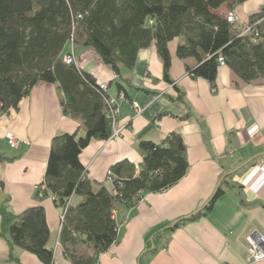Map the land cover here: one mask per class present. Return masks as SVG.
Listing matches in <instances>:
<instances>
[{
	"label": "crops",
	"instance_id": "crops-1",
	"mask_svg": "<svg viewBox=\"0 0 264 264\" xmlns=\"http://www.w3.org/2000/svg\"><path fill=\"white\" fill-rule=\"evenodd\" d=\"M262 10L264 0H246L232 10L223 5L214 14L225 18L232 13L235 23L246 27L249 18ZM181 42L183 39L177 38L168 44L170 82L163 79L162 62L154 45L140 50L133 70L121 76L115 75L93 48L70 42L64 48L63 55H71L80 70L97 84L107 85V94L118 109L113 128L118 136L91 140L79 155L94 190L99 183L111 187L107 174L116 163L140 166V141L158 143L177 132L186 148L188 169L175 186L144 195L132 209H115L117 239L99 256L98 264H252L246 262V237L252 233L264 237V76L244 83L223 66L211 86L190 76L188 70L196 65L193 59L177 58L176 48ZM61 100L56 85L38 83L15 110L0 117V155L12 159L0 163V205L13 215L43 207L52 264H69L63 247L55 246L61 214L53 205L52 195L39 201L35 191L45 176L52 138L76 131L78 137L85 134L79 120L62 113ZM132 103L141 109L139 114ZM7 133L24 144L11 149ZM232 172L220 182L223 175ZM219 182L224 193L210 213L184 221L173 231H165L170 229L167 227L159 239L150 236L156 227L172 224L202 207ZM80 201L73 195L69 205L74 207ZM67 248L77 256L92 254L85 246ZM0 264L41 263L0 237Z\"/></svg>",
	"mask_w": 264,
	"mask_h": 264
},
{
	"label": "trees",
	"instance_id": "trees-1",
	"mask_svg": "<svg viewBox=\"0 0 264 264\" xmlns=\"http://www.w3.org/2000/svg\"><path fill=\"white\" fill-rule=\"evenodd\" d=\"M245 1L0 0V117L15 110L36 84H54L62 94V113L79 120L85 132L83 137L76 131L52 138L45 176L35 191L39 201L52 195L61 215L66 209L59 245L69 264H98L99 256L117 239L115 209H132L144 195L175 186L185 176L188 162L177 132L158 143L140 141V166L116 163L109 169L111 187L99 183L94 190L79 155L91 140L107 141L112 136L106 103L110 97L87 73L75 65H65L67 43L93 48L117 76L131 72L138 52L154 45L162 62L163 79L170 82L168 44L181 38L176 56L195 61V67L188 70L191 77L213 86L217 60L222 57L242 82L250 83L264 76V10L249 18L246 27L260 23L244 35L246 27L214 14L223 5L232 10ZM116 84L124 92L123 86ZM11 160L0 155V163ZM223 193L219 188L205 209L187 221L210 213ZM73 195L81 201L71 207L68 203ZM180 224L170 229L167 227L172 224L160 225L150 236L159 239L163 230L173 231ZM0 237L35 256L41 264L53 263L40 205L17 215L0 205ZM77 245L90 248L92 254L77 256L67 248Z\"/></svg>",
	"mask_w": 264,
	"mask_h": 264
},
{
	"label": "built area",
	"instance_id": "built-area-1",
	"mask_svg": "<svg viewBox=\"0 0 264 264\" xmlns=\"http://www.w3.org/2000/svg\"><path fill=\"white\" fill-rule=\"evenodd\" d=\"M225 19L228 23H231V24L235 23V21H236V17L232 13H228L225 16ZM259 23H260V21L255 23L253 26L246 27L241 35L249 33L250 30L252 29V27L257 26ZM217 61H218L219 67L225 66V61L222 57H219ZM63 62L65 63V65H75L76 64L71 55L64 56ZM77 68H78V66H77ZM98 88L100 91L107 93V85L106 84H98ZM119 98L123 99L124 96L122 94H120ZM106 103L108 106L107 118L110 120L111 125L114 128V126L116 124V116L118 114L116 101L110 97V98H108ZM131 106H132V109L134 110V112L136 114H139L141 112V109H139L135 103H132ZM118 133H119L118 131H113L112 136L116 137V136H118ZM5 138L7 140L8 146L14 150L19 149L24 144V142L21 139H19L18 137H16L15 135H13L11 133H7L5 135ZM65 211H66V209L63 211V214L59 217V222H60L59 234L61 231V224L63 222V218H64L63 215H64ZM246 242H247V259H246V262L252 263V264H259V263L264 262V237L261 235H258L257 233H252L246 237ZM55 246L56 247L60 246L58 240L56 241Z\"/></svg>",
	"mask_w": 264,
	"mask_h": 264
},
{
	"label": "water",
	"instance_id": "water-1",
	"mask_svg": "<svg viewBox=\"0 0 264 264\" xmlns=\"http://www.w3.org/2000/svg\"><path fill=\"white\" fill-rule=\"evenodd\" d=\"M234 172H235V171H234ZM234 172H232V173H227L226 175H223L222 178H221V180H220V182H221L223 179H225L226 177H228L229 175H232ZM220 182L218 183V185H217V187H216L214 193H213L212 196L210 197V199H209V200H208V201H207L202 207L198 208L196 211H194L193 213H191L190 215H188V216H186V217H182V218H180V219H178V220H176V221H173L172 225H171L169 228H172V226H175V225H177V224H179V223H182V222H184V221H187V220H189V219H192L193 217H195V216H197L198 214H200V213L205 209V207L207 206V204L209 203V201H210V200L214 197V195L216 194V192H217V190H218V188H219Z\"/></svg>",
	"mask_w": 264,
	"mask_h": 264
},
{
	"label": "rangeland",
	"instance_id": "rangeland-1",
	"mask_svg": "<svg viewBox=\"0 0 264 264\" xmlns=\"http://www.w3.org/2000/svg\"><path fill=\"white\" fill-rule=\"evenodd\" d=\"M75 67H77V65L75 64ZM79 68V67H78ZM99 89V88H98ZM110 97V96H109ZM108 176H110V173L107 174V179H108ZM109 181V180H108ZM69 204V203H68Z\"/></svg>",
	"mask_w": 264,
	"mask_h": 264
}]
</instances>
